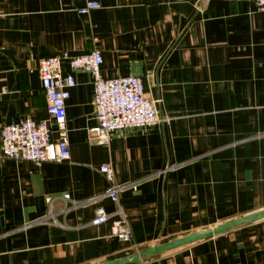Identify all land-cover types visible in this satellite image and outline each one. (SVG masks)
Masks as SVG:
<instances>
[{
    "label": "crops",
    "instance_id": "0c3cea01",
    "mask_svg": "<svg viewBox=\"0 0 264 264\" xmlns=\"http://www.w3.org/2000/svg\"><path fill=\"white\" fill-rule=\"evenodd\" d=\"M85 1L0 0V127L31 117L54 130L36 59L93 47L103 78H141L160 119L89 139L91 77L62 58L74 78L69 158H0V264H97L264 208V13L254 0H95L82 14ZM101 164L130 184L117 194L130 242L111 235L112 217L91 223L96 208H116ZM125 264H264V217Z\"/></svg>",
    "mask_w": 264,
    "mask_h": 264
},
{
    "label": "built area",
    "instance_id": "2783aa9c",
    "mask_svg": "<svg viewBox=\"0 0 264 264\" xmlns=\"http://www.w3.org/2000/svg\"><path fill=\"white\" fill-rule=\"evenodd\" d=\"M97 6L95 0H86L78 11L84 14ZM254 6L256 10L264 13V0H254ZM62 58L66 59L71 71H84L91 77L93 115L96 123L87 128L89 139L105 142L113 130L151 126L160 119L155 109L156 100L145 95L140 77L125 75L103 78L100 75L99 65L102 58L97 47L79 55L67 56L64 53L40 57L36 59L35 69L44 92L46 113L52 118L55 128L52 130L46 119L31 117L3 124L0 127V158L27 160L35 164L60 162L69 158L64 102L69 95V88L74 84V78L71 73L61 74ZM53 132L57 136L56 139L52 138ZM97 170L107 182L103 195L113 201L116 208L112 214L106 213L102 208H96L91 223L98 224L112 217L109 226L111 235L130 242V228L117 195L120 189L130 184H116L109 164H101ZM99 196H91L86 201Z\"/></svg>",
    "mask_w": 264,
    "mask_h": 264
},
{
    "label": "water",
    "instance_id": "95a60500",
    "mask_svg": "<svg viewBox=\"0 0 264 264\" xmlns=\"http://www.w3.org/2000/svg\"><path fill=\"white\" fill-rule=\"evenodd\" d=\"M261 217H264V208L257 210L255 212L233 218L231 220H228L226 222L220 223L215 225L212 228H207L199 231L192 232L190 234L184 235L179 238H175L160 244L151 245L145 248L140 249L139 251L135 252L131 256H127L124 258H116L112 260L103 261L97 264H125L129 263L138 259L145 258L147 256L169 250L171 248L177 247L179 245H183L192 241H195L200 238H204L207 236H210L212 234L219 233L225 229L231 228L233 226L251 222L253 220L259 219Z\"/></svg>",
    "mask_w": 264,
    "mask_h": 264
}]
</instances>
